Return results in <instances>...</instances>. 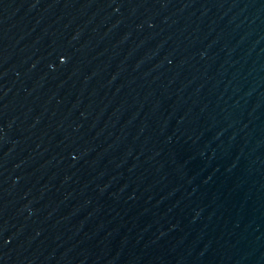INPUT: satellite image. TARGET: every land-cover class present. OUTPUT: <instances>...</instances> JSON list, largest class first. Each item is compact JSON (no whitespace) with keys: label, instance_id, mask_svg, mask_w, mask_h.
Wrapping results in <instances>:
<instances>
[{"label":"water","instance_id":"obj_1","mask_svg":"<svg viewBox=\"0 0 264 264\" xmlns=\"http://www.w3.org/2000/svg\"><path fill=\"white\" fill-rule=\"evenodd\" d=\"M0 264H264V0H0Z\"/></svg>","mask_w":264,"mask_h":264}]
</instances>
